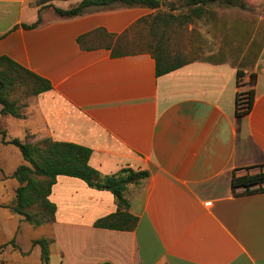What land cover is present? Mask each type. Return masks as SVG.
I'll return each mask as SVG.
<instances>
[{
  "label": "crops",
  "instance_id": "crops-1",
  "mask_svg": "<svg viewBox=\"0 0 264 264\" xmlns=\"http://www.w3.org/2000/svg\"><path fill=\"white\" fill-rule=\"evenodd\" d=\"M40 8L0 0V56L52 84L20 104L21 117L0 104V264H264V185L232 186L234 175L264 168V36L235 34L241 26L218 11L211 57L158 75L151 48L116 49L157 8L120 4L45 19ZM251 87L253 106L239 116L237 94ZM4 132L5 140L86 145L102 175L148 171L125 191L137 226H95L117 210L114 194L68 175L52 188L53 221L35 225L14 212L15 172L26 161ZM40 239L49 241L47 263Z\"/></svg>",
  "mask_w": 264,
  "mask_h": 264
},
{
  "label": "trees",
  "instance_id": "trees-1",
  "mask_svg": "<svg viewBox=\"0 0 264 264\" xmlns=\"http://www.w3.org/2000/svg\"><path fill=\"white\" fill-rule=\"evenodd\" d=\"M50 0H38V5L44 6ZM113 0H82L75 8L64 10L58 8L61 16L73 17L82 14L83 8L90 5L109 4ZM129 6H146L150 8H159V0H119ZM214 2H221L228 5H240L247 7L243 0H188V4L193 6L194 10H201ZM41 9V8H40ZM158 14V13H157ZM155 14L153 19H157ZM39 18L32 24H23L26 28L37 27L40 23ZM143 22L148 19L142 20ZM139 25V24H138ZM134 26L130 32L135 28ZM129 32L124 34L127 36ZM122 35V38L123 36ZM124 36V38H125ZM118 49V48H116ZM152 53L157 61V74L161 75L170 72L189 60L174 59L162 42L151 46ZM0 104H2L1 113L10 114L16 117L23 116L21 106L17 104L16 99L10 95L11 86L17 81V77L29 78L33 82L32 95H38L41 92L52 88L51 82L30 71L23 65L16 62L7 55L0 56ZM242 72L238 70L237 80L240 83ZM256 82V74L251 75V85ZM247 101L242 109L239 105L238 94L236 112L239 116L247 114L253 106L255 100V90L253 87L245 91ZM6 133L4 132V140ZM5 142L12 143L20 147L25 164L21 165L15 172V176L20 181V186L16 191V198L11 206L16 213L25 216V219L35 225H41L48 221H53L56 216L57 206L50 199L52 188L57 182L59 175H68L78 177L84 180L89 186L106 189L111 191L116 199L117 210L109 215L99 218L95 222L97 227H105L119 230H133L138 223V217L130 211V201L125 196L128 184L139 182L142 178L149 175L146 170H135L130 167H124L119 172L102 175L97 169L90 165L92 148L71 141H58L48 137L37 143L23 142L19 138H11ZM263 166V165H262ZM264 170L254 174H244L242 176L234 175L232 178L233 188L244 187L249 191L251 188H263ZM37 208L36 210H33ZM42 247V260L47 263L49 260V249L47 239H40Z\"/></svg>",
  "mask_w": 264,
  "mask_h": 264
},
{
  "label": "rangeland",
  "instance_id": "rangeland-1",
  "mask_svg": "<svg viewBox=\"0 0 264 264\" xmlns=\"http://www.w3.org/2000/svg\"><path fill=\"white\" fill-rule=\"evenodd\" d=\"M243 1L247 5L245 8L240 5L214 2L201 10H194L195 8L188 4V0H159L158 14L156 13L159 18H150L135 28L130 37L123 39V44L118 47L117 51L141 50L151 48V46L162 42L163 47L167 48L174 59L188 60L211 57L210 45L208 44L212 41L214 43L212 47L216 48L217 40L221 39L217 37V13L224 10L227 13V18L230 19V23L235 21V24L241 26L240 29L236 27L237 33L235 32V34H242L246 29L256 30V38L259 40L264 36V19H260L261 15L264 14V0ZM81 2L82 0H50L41 6L40 12L43 15L41 17L45 19L46 17L61 16L58 8L72 9ZM120 4L124 3L113 0L109 4L90 5L83 8L81 13ZM237 37H240V40L244 38L242 35L235 36V39ZM16 80L15 84L11 86L10 95L20 105L32 98L33 82L26 76H18Z\"/></svg>",
  "mask_w": 264,
  "mask_h": 264
},
{
  "label": "built area",
  "instance_id": "built-area-1",
  "mask_svg": "<svg viewBox=\"0 0 264 264\" xmlns=\"http://www.w3.org/2000/svg\"><path fill=\"white\" fill-rule=\"evenodd\" d=\"M238 101H239L240 107L243 109L245 107V104L247 101V94H246L245 90H241L238 93Z\"/></svg>",
  "mask_w": 264,
  "mask_h": 264
}]
</instances>
